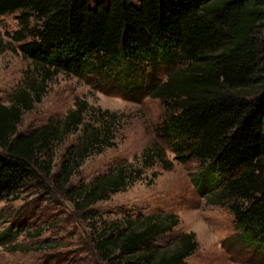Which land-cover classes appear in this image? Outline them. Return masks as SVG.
<instances>
[{
  "label": "trees",
  "instance_id": "1",
  "mask_svg": "<svg viewBox=\"0 0 264 264\" xmlns=\"http://www.w3.org/2000/svg\"><path fill=\"white\" fill-rule=\"evenodd\" d=\"M18 12L25 29L13 38L42 81L0 102V205L35 182L60 194L88 222L104 264H186L195 253L194 233L160 243L178 226L174 214L106 221L93 209L146 169H169L161 144L142 152L140 168L126 163L70 186L86 159L116 146L117 114L79 100L64 118L20 130L53 76H95L124 99L163 103L160 139L175 160L200 164L198 193L229 206L235 244L264 258V0H0V16ZM78 132L56 170L58 145Z\"/></svg>",
  "mask_w": 264,
  "mask_h": 264
},
{
  "label": "rangeland",
  "instance_id": "2",
  "mask_svg": "<svg viewBox=\"0 0 264 264\" xmlns=\"http://www.w3.org/2000/svg\"><path fill=\"white\" fill-rule=\"evenodd\" d=\"M20 15L0 16V102L5 105H10L15 93L24 88L33 92L31 85L41 86L42 81L37 72H32L31 61L22 55L13 38L25 29ZM27 24L31 29L37 26L34 19ZM92 77L88 81L66 74L53 76L44 84L41 102L24 114L20 126L27 132L51 119H62L79 100L117 114L116 146L86 159L70 186L90 183L126 163L140 168L142 152L157 142L172 163L169 169L160 163L146 169L139 181L96 204L94 211L104 215L106 221L126 216L176 215L178 226L160 243L166 245L182 233H194L198 248L186 264H264V258L253 257L235 244V219L229 206H213L198 193L193 180L200 164L175 160L166 141L160 139L163 103L150 97L124 99L102 79ZM79 135L73 134L58 145L56 170L65 149L75 145ZM7 232L12 241L0 244V264H104L93 248L88 222L84 224L75 215L71 202L36 182L22 191L18 200L8 199L0 205V234Z\"/></svg>",
  "mask_w": 264,
  "mask_h": 264
}]
</instances>
